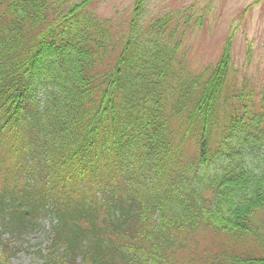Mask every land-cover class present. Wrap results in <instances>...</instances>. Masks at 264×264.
I'll return each instance as SVG.
<instances>
[{
    "label": "trees",
    "instance_id": "16d2710c",
    "mask_svg": "<svg viewBox=\"0 0 264 264\" xmlns=\"http://www.w3.org/2000/svg\"><path fill=\"white\" fill-rule=\"evenodd\" d=\"M144 1L0 0V264H264V76Z\"/></svg>",
    "mask_w": 264,
    "mask_h": 264
},
{
    "label": "rangeland",
    "instance_id": "374dc122",
    "mask_svg": "<svg viewBox=\"0 0 264 264\" xmlns=\"http://www.w3.org/2000/svg\"><path fill=\"white\" fill-rule=\"evenodd\" d=\"M86 6L96 15L125 22L136 0H91ZM151 18L163 12H183L198 28L184 34V50L194 71L215 60L229 43L236 60L249 57V73L264 76V0H146ZM146 16V14H145ZM144 17V14H143ZM191 17V18H190ZM45 245L42 231L34 233L10 264H39L36 251Z\"/></svg>",
    "mask_w": 264,
    "mask_h": 264
}]
</instances>
